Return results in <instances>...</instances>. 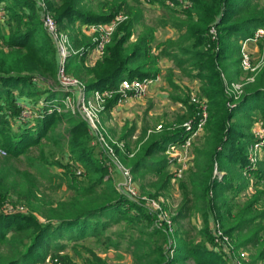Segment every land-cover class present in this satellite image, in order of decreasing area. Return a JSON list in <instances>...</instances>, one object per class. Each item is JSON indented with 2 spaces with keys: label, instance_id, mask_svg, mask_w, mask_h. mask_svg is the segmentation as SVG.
<instances>
[{
  "label": "trees",
  "instance_id": "1",
  "mask_svg": "<svg viewBox=\"0 0 264 264\" xmlns=\"http://www.w3.org/2000/svg\"><path fill=\"white\" fill-rule=\"evenodd\" d=\"M148 1L158 2L169 12L171 18H163L157 27L174 28L177 31L176 38H168L154 45L157 27L151 25L144 27L136 40L131 41L139 18L129 10L128 19L116 28L106 46L103 60L92 68H87L82 64L83 58L79 61L74 56L68 59L66 69L85 80L88 92H115L123 80L155 78L160 72L159 62L162 58L173 62L184 76L199 82L198 95L207 104V121L201 144L194 150L190 191L195 196L196 207L202 206L201 212L207 225L210 212L222 201L224 192L233 190L235 179L231 176L230 169L240 171L247 167L246 172L255 176L257 182L264 180V159L257 160L251 166L246 158L247 143L253 142L248 129L257 120L253 112L260 115L264 127V67L253 83L244 86L238 99L235 100L226 93V83H230L232 77L229 69L231 66L237 69L236 75L241 70L238 40L251 37L256 29L264 28V6L259 4L260 0H189L191 7L178 10L166 6V0ZM1 2L5 5L6 19L5 22H0V109L5 108L7 114L0 113V147L6 152L5 156L0 157V264L43 262L50 245L57 252L64 249V244H59L56 239H67L69 242L86 237L100 239V232L110 226V221L123 219L136 225L148 220L146 227H152V231L160 233L164 228L157 229L152 223L157 220L156 215L150 217L144 214L141 207L129 202L122 193L113 189L109 179H104L106 169L95 158L94 148L89 145L90 138L85 123L68 112L58 114L54 111L50 114L43 113L31 130H27L29 127L19 128L23 130L17 132L10 129L11 121H16L23 109L25 90H29L32 95H47L49 100L58 95L51 89H40V86L45 87L43 80L56 77L58 57L51 37L43 27L36 0H0ZM47 2L58 30L62 32L75 24L107 23L127 3L126 0H102L99 10L94 11L86 6V0ZM211 27L216 31L214 39L210 34ZM77 44L79 43L76 42ZM36 73L44 79L33 82ZM223 73L227 74V79H223ZM171 76L170 74L167 78L174 90L180 89L172 82ZM183 89L186 88L181 90L184 99L179 96L174 99V102L185 105L184 115L177 121L179 126L171 130L170 124L167 125L160 134L149 136L146 145L133 158L123 157V164L133 176L141 177L147 172H155L163 176V184L170 182L171 175L165 170L166 161H154L153 157L164 152L169 144L181 142L186 136L181 125L196 116L197 109L189 104V96ZM12 90H19L20 96H12ZM118 99L119 95H115L107 100L105 111L109 112ZM62 124L65 125L64 130L68 126L65 137L69 156L81 164L87 180L80 186L72 183L68 185L74 192L69 202L59 203L57 206L45 204L47 208L41 211L44 212L43 220H39L32 212L15 211L16 202L26 200L31 203V199L37 197L40 190L37 177L28 170L14 167L10 164L11 159L24 157L27 169H35L41 175L53 177L47 168L46 157L41 155L40 158H35L31 152L33 148L43 145V139L58 146L59 137H65L60 133L56 134L55 129ZM131 132L129 130L121 138L128 140ZM57 166L65 165L59 162ZM215 167L225 172L221 180L214 175ZM247 184L242 179L233 194L244 190ZM263 193L264 190L262 193L257 191L235 214L231 213V207L217 214L223 221L226 234L232 236L235 230L252 225L257 216L264 217L263 211L257 212V208H254ZM13 196L16 201L10 200ZM151 197L157 199L156 195ZM9 208L12 212L7 211ZM132 210L137 212L128 215ZM230 218L235 220V228L228 226ZM178 219H171L172 223ZM206 225L205 241L201 247L187 249L189 247L184 242L174 249L175 254L171 259L164 253V246L168 241L162 237L155 250L136 257L138 264H175L183 262L186 255L193 258L194 264H225V254L220 249L208 246L213 244V238L208 234ZM165 227L167 228L166 225ZM263 230L264 227L253 229L250 240L258 242ZM90 254L93 261H87L86 264H106L97 255ZM263 257L264 245L259 250L258 259ZM55 258L60 264L70 263L66 256Z\"/></svg>",
  "mask_w": 264,
  "mask_h": 264
},
{
  "label": "rangeland",
  "instance_id": "2",
  "mask_svg": "<svg viewBox=\"0 0 264 264\" xmlns=\"http://www.w3.org/2000/svg\"><path fill=\"white\" fill-rule=\"evenodd\" d=\"M101 1L102 0H86V6L94 11H98L99 4ZM166 1L165 5L169 8H177L178 10L184 9V6L183 8L181 7L183 4L181 5L180 3L174 1ZM42 2L45 8V12L50 15V17L53 18V20L55 21L52 11L48 8L47 0H43ZM126 2L127 3L125 4V6H123L122 10L118 13V15L120 14L122 15V17L124 16V20H121L117 27L128 19L129 10H132L134 14H137L139 18V23L134 29V32L131 36V41L136 40L137 36H139L140 33L144 31V27H148L151 25L157 27V25L160 24L163 18H167V16L168 19L171 18L169 12H167V10L164 9L158 2H140L138 0H126ZM259 4L264 6V0H260ZM4 6V3L1 2L0 22H5L6 19V12L4 10ZM39 10L43 12L42 8H39ZM108 23L109 22L104 24ZM116 28L114 32L116 31ZM114 32H112L111 37ZM64 33L67 35V38L70 42V46L75 52L72 57L75 56L78 60H81L83 58L82 64L87 68H92L99 61L103 60L105 56L106 46L111 41L110 37L108 42L104 45L102 53L98 55V57H90L92 54H94L93 52H91V49L95 42L94 37L91 35L89 30H86L85 26L81 24H75L74 26L68 27L66 30H64ZM176 36L177 31L174 28L162 26L157 27V29L155 30L154 45L162 43L168 38H176ZM76 42H78L79 44L76 45ZM244 42L245 39L241 38L238 40L239 56L240 50ZM258 47L259 45L256 44H246V49L250 52L251 59L254 65H259L260 54ZM160 62L162 66L160 65ZM160 62V72L157 75L158 84L156 85L155 89L153 88L154 90L152 91V94L149 93V88L142 94L140 98L133 97L132 99L134 100H132V104L131 106H129V111L126 112L124 110V115L122 119H120V121L119 119H115L112 117L111 111L115 105L118 106L126 104V102L131 99L129 97V94L123 97L122 99L117 100L116 104L109 110V112H106V101L113 98L115 95L108 98L106 101L102 99V106L100 107L99 103L101 100L97 97H93V91H86L85 80L80 79L73 73L67 71L65 67V76L69 77L71 80L78 81L84 86V92L85 96L87 97L88 103L87 106L93 109L94 113H97V118L99 121V131L102 135H104V138L109 144V147L114 149V155L122 166L124 165L122 161L123 157L126 156L130 159L133 158L146 145L149 136L154 134H160L169 124V129L171 130L179 126L177 125V121H179V118L184 115L185 105L182 106L181 104L174 102V99H177L178 96L182 100L184 99L181 94L182 88H186V90H183L189 96V104H196L192 102V98L198 99L200 97L198 95V81L184 76L181 70L179 71L174 65V63L166 58H162ZM263 67L264 64H260L258 66L259 69L257 68L258 70H240L239 73L236 75L237 69H234V67L231 66V68L229 69V71L232 73L230 83L241 84L244 88L246 84L254 82L256 75L260 72ZM57 69L58 60L56 66V77L54 79L47 77V80H43L44 78H42L39 74L36 73L34 74L33 82H39L42 79L44 81L45 87L42 88V86H40L41 90L47 91L48 89H51L53 92L58 93L56 97L52 98V101L59 102V109L56 110V113L62 114L68 112L73 115V117L76 118L78 121L85 123L87 127V133L90 138L89 145L94 148L95 158L106 169V175L104 176V179H109L110 182H112L113 189L123 194V192L120 191V187L125 184L124 177L120 173L116 172L115 160L112 161L110 156L106 154V152L99 145H96V138L93 136V133L90 131V129H88L89 124L87 120L78 112L79 107L78 105H76V102L74 100V94L72 91L73 87L68 88L66 91L62 90L61 86L59 85V81H57ZM170 74L172 75V82L176 83L180 89L174 90L173 86L170 84L167 78ZM222 77L223 79H227V74L223 73ZM249 78H252V80H248ZM230 83L227 82L228 88H231V86L229 85ZM155 92H158V95H156L157 93ZM11 93L12 96L16 98L20 96L19 90H12ZM24 94L26 100L23 103L22 108H30L33 110V112L37 111V105H39V102H43V100L49 101L48 96L44 94L32 95L29 90H25ZM67 103H69V107L67 106ZM2 112H5L4 114H7L5 108L0 109V113ZM27 112H24V114L21 110V117L19 115L20 118H22L23 116L22 119L25 122H19L20 120L11 121L9 127L12 131H22L23 129L19 128L28 127L29 128L27 130H31L35 127L37 119L39 117L35 118L32 115L33 112L29 115ZM128 113L129 116L131 115L129 117L130 120L126 119ZM253 113L255 114L254 117L263 126V122L260 119V115H256L257 113L255 112ZM126 121L128 123H126ZM254 121L250 124V127L248 129V132L251 134L253 139L254 136H260L258 133V129L254 124ZM67 127L68 126H66V129L64 130L65 125L62 124L61 126H58L57 129H55V133H60L62 136L65 137ZM59 130L62 132H60ZM129 130H132L129 139H122V135H127ZM204 130L205 126L203 127L202 132L197 134L195 138H193V140L191 141L189 151L193 156L194 150L198 148L201 144ZM60 138L61 136L59 137L60 142L58 146H55L50 140L45 141V139H43V145L33 148L31 152L32 157L40 158L41 155L46 157L48 161L47 168L50 174L54 175L53 177L41 175L35 169H27L28 165L24 157H20L18 159H11L10 161V164H12L14 167L18 168L19 170H28L31 174H34L38 179V190L40 191L38 192L37 197L32 198L31 203H28L26 200L18 201L15 203V207L22 208L21 210H19L22 213L32 212L39 218V220H43L42 215L44 214V212L41 211H44L45 208H47L45 207V204L52 203L53 206H57L59 203L69 202L71 197L74 196V192L68 188V185L72 183L73 185L80 186V184H83L85 180H87L86 172L84 171L81 164L73 161V158L69 156L66 137L65 139ZM120 141L123 142L122 148L117 145L120 143ZM250 148H253L252 142L247 143V162H250V159L253 160L254 157H256V159L258 158L257 160L264 159L263 147L253 149L252 151H250ZM0 149L2 148L0 147ZM130 154L132 155L130 156ZM0 157L2 156L0 155ZM158 159L166 161L167 167L165 170L168 174L172 175V173L174 172V166H172L170 162V157L167 153V150H164V152H161L153 157L154 161ZM39 161L41 162V160ZM59 162L64 164L65 166H57ZM193 166L194 160L193 164L188 166L179 178H177L175 181H171L170 178V182H168V184H163V181L161 180L163 176L161 177L159 174H155V172H147L141 177H136L131 174L132 184L135 186L137 194L136 196L131 198H128L125 194H123V196L126 197L129 202H132L141 207L142 210L145 212L144 214L150 217L155 214L154 210L148 208L149 204L152 205V202L159 200V202H157L159 210H157L156 212H158V214H161L162 219L160 220L162 222H157V220H153L152 223L153 227L157 229L164 228V230H162L160 233H155L154 231H152V227H146L145 223L147 224L148 220L145 221L144 224L139 222L136 223V225L128 223L123 219L117 222L110 221V226L100 232V234H102L100 239L86 237L82 240L71 242H69L67 239H56L55 241L59 244H64V249L61 252H57L55 250V247L53 245H50L47 257L44 259L43 262H39L36 264H54L53 259L55 257L64 258L65 256L68 257L70 262L69 264H86L87 261H93L90 252L100 257L106 264H138L136 257L139 256V254L148 253L152 249L155 250L154 248L158 245V243L161 242L162 237H165V239H167L168 241V243H166L164 246V253L168 256V258L171 259L175 254L174 249L178 246H182L184 242L189 247L187 249H191L192 247H201L202 245H204L205 241L204 227L206 224L204 222V214H202L201 212L202 206H198V208L196 207L197 203L195 202V196L190 191V177L191 171L194 168ZM230 170L232 172L231 176L233 175L235 179L233 180V190L236 189L237 185L239 184V182H241L242 179H245L248 184L244 190L236 194L231 193L232 191L224 192L222 201L220 203H217V208H215L214 206L212 212H210L206 225V230L211 236V238H213L212 235L215 230L221 233V236L223 238H228V242H230L233 254H229L228 258H223L225 264H232L230 260L231 256L232 259L234 258V261L238 263L241 262L242 257H240V254L245 255V261H243V264H263L264 257L262 259H258V254L261 246L264 245V230L260 233V240L258 242H256L255 239L251 241L250 237L253 235V233L251 232L253 229L258 227H264V217L260 218L257 216L252 225H247L243 229L240 228V230H235L233 232V235L231 236L224 232L223 221L219 218V215L217 214L225 212L224 210L229 207H231L232 214H235L239 208L242 209L244 204L248 200H250V198H253L257 191H260L262 193V191L264 190V180L257 182L255 176L247 173L246 171H238V169L235 170V168H232ZM224 174V171H219L215 167L214 175L218 177V179L221 180ZM152 195H156L157 199L151 197ZM103 199L104 198H101V200ZM10 200L16 201V197L13 196ZM254 208H257V212H264V193L259 202L254 205ZM146 209H148V212ZM134 212L136 213L137 211L132 210L128 212V215H133ZM174 218L179 219L173 221L172 223L171 219ZM167 222H169V224ZM227 223L229 227H234L236 222L233 218H230ZM165 225L168 226L169 229L168 227L166 228ZM107 237H109L108 240L105 239ZM111 243H113L114 245H111ZM162 243H164V241H162ZM208 246H210V248H215L214 244ZM186 256L187 258L183 260V262H177L175 264H194L193 258L189 257V255Z\"/></svg>",
  "mask_w": 264,
  "mask_h": 264
},
{
  "label": "built area",
  "instance_id": "3",
  "mask_svg": "<svg viewBox=\"0 0 264 264\" xmlns=\"http://www.w3.org/2000/svg\"><path fill=\"white\" fill-rule=\"evenodd\" d=\"M38 8H42L43 12L41 11V20L44 25V28L46 32L51 37V40L54 44V47L56 49L57 57H58V73H57V81H59V85L61 86L62 90L66 91L68 88L73 87V94H74V100L76 102V105L79 107V114L81 116H84L89 124L90 131L93 133V136L96 138V145H99L105 152L108 154L111 158V160H115V169L118 171L125 179V184L120 187V191L123 192L128 198L136 196V188L132 184L131 180V172L130 169L122 166L120 162L115 157L114 149L109 147V144L106 142L104 135H102L98 128V118L97 113H94V110L87 106V97L85 96V88L84 86L79 83L78 81L71 80L69 77L65 76V67L67 59L72 57L74 55V50L70 46V42L67 38V35L59 31L57 28V25L53 18L50 17L45 12L44 5L42 4L43 0H36ZM140 2H145L148 0H138ZM168 2H171V0H167ZM166 1V2H167ZM174 2L180 3L184 9L191 7V2L189 0H173ZM121 20H124V16L122 15H115L114 18L109 21L108 24H91V25H83L85 26L86 30H89L91 35L94 37L95 44L93 45L91 52L92 54L90 57H98L103 51L104 45L108 42L109 38L111 37L112 32H114L115 28L119 24ZM210 34L212 35V38H215L216 31L214 27L210 28ZM264 28H258L254 34L251 37L245 38V42L243 43V46L240 50V69L246 70V71H255L258 70V66L260 64H264ZM252 43L259 45V65H254L253 61L251 59L250 52L246 49V44ZM258 68V69H257ZM75 79V78H74ZM248 80H252V78H249ZM158 82V76L155 78H148L144 80H123L119 84L117 90L114 92L113 90H95L93 91V97H97L100 99V107L102 106V99L105 101L114 96L119 95V99H122L126 95L129 94L130 98H140L142 94L149 89L154 83ZM226 83V93L233 97V99H238L240 95L243 93V85L241 84H232L229 85L231 88L227 87ZM66 96V95H65ZM106 98V99H105ZM127 98V97H126ZM192 102L196 103L193 104L196 107V116L195 118H192L191 120H188L182 124V128H184V131L186 133L185 140L183 139L180 143L171 144L167 147V153L170 157V162L172 166H174V172L171 175V181H175L177 178L181 176L183 171L187 169L188 166L193 164L194 156L190 153V144L193 138L199 133L202 132L203 127L206 124L207 121V104L204 99H201L200 97L192 98ZM28 105V104H26ZM25 105V106H26ZM66 105V103H65ZM67 106L69 107V103H67ZM37 111H34L32 109L24 108L22 109V113L27 112L28 115L32 113L33 117H41L43 113H52L59 109V102L52 101L50 99L49 101L39 102V105H37ZM61 107V105H60ZM21 113V115H22ZM25 114V113H24ZM20 115V117H21ZM18 117L16 121L19 122H25L22 118ZM28 118V117H26ZM254 124L256 128L258 129V133L260 136L255 137L253 139V148H250V151L256 148H264V127L261 123L258 122V120L254 121ZM122 141H120L119 144H117L120 148L123 147ZM0 155L5 156L6 152L2 149H0ZM132 154H130L131 156ZM258 159V158H257ZM256 157H254L253 160L250 159L249 165L254 166L255 162L257 161ZM247 168V167H246ZM246 168L243 171H246ZM159 200H156L152 202V205L149 204L148 208L151 210H154V214L157 217V222H162L160 219H162L161 214H158L156 212L159 210L158 204ZM22 208H16L15 211H19ZM8 212H12V209H8ZM167 221V220H166ZM169 224V222H167ZM168 227V226H167ZM169 229V227H168ZM213 244L217 249H220L224 254L225 257L228 258L229 254L232 253V247L230 245V242H228V238H223L221 236V233L213 232ZM240 257H242L241 262L234 261V258L232 259V256L230 257L232 264H243V261H245V255L240 254ZM247 260V259H246ZM54 264H60V261L57 258L53 259ZM264 264V262H263Z\"/></svg>",
  "mask_w": 264,
  "mask_h": 264
},
{
  "label": "crops",
  "instance_id": "4",
  "mask_svg": "<svg viewBox=\"0 0 264 264\" xmlns=\"http://www.w3.org/2000/svg\"><path fill=\"white\" fill-rule=\"evenodd\" d=\"M177 9V8H176ZM160 65H161V62H160ZM162 66V65H161ZM166 66H168V65H166ZM158 84V82L157 83H154L151 87H150V89H149V93L150 94H152V91L155 89V87H156V85ZM154 88V89H153ZM155 93H157L156 95H158V92H155ZM132 100H134V99H129L127 102H126V104H124V105H118V106H114V108L112 109V111H111V115H112V117L113 118H115V119H119V121H120V119H122V117H123V115H124V110L126 111V112H128L129 111V109H130V107L129 106H131V104H132ZM131 116V115H130ZM129 116V113H128V116L126 117V119L127 120H130V117ZM107 119V118H106ZM125 119V120H126ZM124 121V120H123ZM126 123H128L127 121H126ZM130 123V122H129ZM234 187H236V186H234ZM227 191H232L231 193H233V190H227ZM215 249H216V247H215Z\"/></svg>",
  "mask_w": 264,
  "mask_h": 264
}]
</instances>
